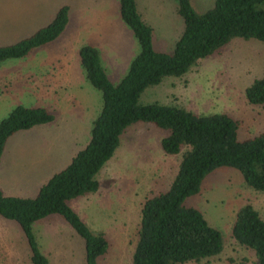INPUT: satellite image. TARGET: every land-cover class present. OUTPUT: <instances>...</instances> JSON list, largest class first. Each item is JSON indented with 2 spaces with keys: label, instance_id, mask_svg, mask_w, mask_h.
<instances>
[{
  "label": "rangeland",
  "instance_id": "obj_1",
  "mask_svg": "<svg viewBox=\"0 0 264 264\" xmlns=\"http://www.w3.org/2000/svg\"><path fill=\"white\" fill-rule=\"evenodd\" d=\"M191 1L197 11H203L214 0ZM136 4L152 28L153 48L172 52L183 28L176 0H136ZM62 5L69 6V20L57 38L23 57L0 62V74L14 71L23 80L62 75L50 97H39L29 81L0 96V120L18 104L42 106L54 115L51 122L19 130L6 141L0 165V189L6 195L34 196L40 184L88 142L102 98L85 78L79 49L93 45L113 83L127 72L139 50L131 29L119 16V0H0V46L45 26ZM263 74L264 43L234 37L183 76H168L145 88L138 102L182 106L197 114L225 112L239 120L237 135L245 139L264 130V105L249 104L244 95L245 87ZM166 134L150 123L130 124L97 173L99 189L69 201L89 227L103 231L108 240L99 264L129 263L142 202L165 190L173 179L180 154L162 151L160 139ZM184 204L201 211L219 230L223 243L220 253L184 264H255L253 253L234 239L231 229L236 211L245 204L264 218V191L246 185L235 168L219 167L205 176L200 192L186 197ZM32 230L48 264H84L83 239L59 215L36 220ZM29 254L18 223L0 216V264H32Z\"/></svg>",
  "mask_w": 264,
  "mask_h": 264
},
{
  "label": "trees",
  "instance_id": "obj_2",
  "mask_svg": "<svg viewBox=\"0 0 264 264\" xmlns=\"http://www.w3.org/2000/svg\"><path fill=\"white\" fill-rule=\"evenodd\" d=\"M176 13L183 22L172 52L155 50L152 28L138 11L136 0H119V16L131 29L139 50L127 72L116 83L106 74L99 52L83 45L78 56L85 78L102 98L88 142L62 169L54 172L32 196L6 195L0 190V216L20 226L32 264H48L32 230L39 219L63 218L84 242V264H99L109 247L101 230H93L70 206L79 195L99 189L97 173L112 157L127 127L150 123L167 132L160 139L166 154H180L177 171L165 190L145 197L131 259L128 264H184L199 262L222 251L219 230L201 211L184 204L186 197L201 190L205 176L219 167H233L246 185L264 191V130L238 138L239 120L220 113L197 114L185 107L151 102L140 104L148 86L168 76H183L201 59L234 37L264 43V0H214L197 11L191 0H176ZM69 20V6L62 5L45 26L18 41L0 46V62L27 55L33 48L57 38ZM247 103L264 105V74L244 89ZM53 113L42 106L16 105L0 120V160L8 138L19 130L46 124ZM232 236L264 264V218L250 204L240 207L232 223Z\"/></svg>",
  "mask_w": 264,
  "mask_h": 264
},
{
  "label": "crops",
  "instance_id": "obj_3",
  "mask_svg": "<svg viewBox=\"0 0 264 264\" xmlns=\"http://www.w3.org/2000/svg\"><path fill=\"white\" fill-rule=\"evenodd\" d=\"M9 72L10 71H7L3 74H0V96L7 94L8 88H11L12 86H20V83L21 84H22V82L27 83L29 81V82H31V84H33V87L38 90L39 97L47 98V97H50V95H52L53 92H56V88L60 84V83H58V81L62 76V75L56 73L54 75L47 74L44 77L40 76L37 78H35V77L31 78V76H28L27 78H25L26 80L25 79L23 80L22 77L20 76V74H17L14 71H12V73H9ZM33 87H31L32 88L31 92L34 91ZM4 150H5V148H4ZM2 159H3V155H2L1 160H0V165L2 163ZM0 190L2 192L4 191V189H0ZM5 192L6 191H4L3 193L6 194L7 192L6 193Z\"/></svg>",
  "mask_w": 264,
  "mask_h": 264
}]
</instances>
